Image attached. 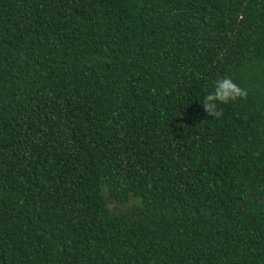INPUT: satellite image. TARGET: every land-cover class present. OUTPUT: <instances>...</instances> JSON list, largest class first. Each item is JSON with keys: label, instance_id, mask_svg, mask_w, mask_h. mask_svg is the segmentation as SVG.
Segmentation results:
<instances>
[{"label": "trees", "instance_id": "trees-1", "mask_svg": "<svg viewBox=\"0 0 264 264\" xmlns=\"http://www.w3.org/2000/svg\"><path fill=\"white\" fill-rule=\"evenodd\" d=\"M0 264H264V0H0Z\"/></svg>", "mask_w": 264, "mask_h": 264}, {"label": "clouds", "instance_id": "clouds-1", "mask_svg": "<svg viewBox=\"0 0 264 264\" xmlns=\"http://www.w3.org/2000/svg\"><path fill=\"white\" fill-rule=\"evenodd\" d=\"M247 90L236 84L231 77H222L217 79L213 91L204 97L203 108L209 116L219 118L222 110L218 108L219 104H227L238 98H246Z\"/></svg>", "mask_w": 264, "mask_h": 264}]
</instances>
